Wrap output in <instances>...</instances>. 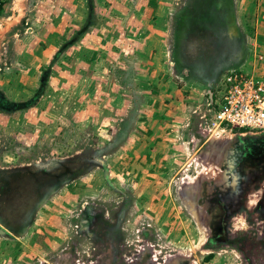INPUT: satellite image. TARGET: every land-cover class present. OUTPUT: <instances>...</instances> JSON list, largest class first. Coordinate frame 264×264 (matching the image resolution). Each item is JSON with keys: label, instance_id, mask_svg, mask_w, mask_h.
<instances>
[{"label": "rangeland", "instance_id": "rangeland-1", "mask_svg": "<svg viewBox=\"0 0 264 264\" xmlns=\"http://www.w3.org/2000/svg\"><path fill=\"white\" fill-rule=\"evenodd\" d=\"M252 1L0 17V264H264V144L243 141L264 132L214 127L208 93L261 62Z\"/></svg>", "mask_w": 264, "mask_h": 264}, {"label": "built area", "instance_id": "built-area-1", "mask_svg": "<svg viewBox=\"0 0 264 264\" xmlns=\"http://www.w3.org/2000/svg\"><path fill=\"white\" fill-rule=\"evenodd\" d=\"M252 57L261 60L254 69V60L250 59V67L236 68L223 76L226 88L220 98L210 103L214 109L210 108L211 123L217 129L240 134L264 132V54Z\"/></svg>", "mask_w": 264, "mask_h": 264}, {"label": "crops", "instance_id": "crops-1", "mask_svg": "<svg viewBox=\"0 0 264 264\" xmlns=\"http://www.w3.org/2000/svg\"><path fill=\"white\" fill-rule=\"evenodd\" d=\"M252 2H254V4H253L254 6H258L261 9H263L262 3L264 2V0H254ZM26 4H27L26 0H10V1L9 0H3L2 4L0 6V17L3 18V23H4V21L5 22L9 21V18L15 17L17 15V13H20V14L23 13V11H24L23 6H25ZM10 6H12V7L10 8ZM10 9L13 10L12 13H10ZM2 28L3 27L0 26V43H2V40H3L2 39L3 37L1 34V30H3ZM260 28L263 29L262 31L264 32V22H263V24H261ZM3 36H4V33H3ZM262 48H264V43L262 44Z\"/></svg>", "mask_w": 264, "mask_h": 264}, {"label": "trees", "instance_id": "trees-1", "mask_svg": "<svg viewBox=\"0 0 264 264\" xmlns=\"http://www.w3.org/2000/svg\"><path fill=\"white\" fill-rule=\"evenodd\" d=\"M213 1V0H212ZM224 2V0H220V4H222ZM207 13L210 14V11H206ZM205 14V13H204ZM206 16V15H205ZM212 16H214V13L212 12ZM209 18V17H208ZM187 73V72H186ZM213 93V99L216 98L215 94H216V90L214 89V86L213 88L210 87V89L208 90V93ZM247 138H243V141L246 142L247 144H250L251 146H256V145H262L264 144V140H261L260 139H253V140H250L251 138H253V136L249 135V136H246ZM249 138V139H248ZM253 141V142H252ZM254 142H257L256 144Z\"/></svg>", "mask_w": 264, "mask_h": 264}, {"label": "water", "instance_id": "water-1", "mask_svg": "<svg viewBox=\"0 0 264 264\" xmlns=\"http://www.w3.org/2000/svg\"><path fill=\"white\" fill-rule=\"evenodd\" d=\"M210 96H211V100L213 101L214 99H213V93H210Z\"/></svg>", "mask_w": 264, "mask_h": 264}]
</instances>
